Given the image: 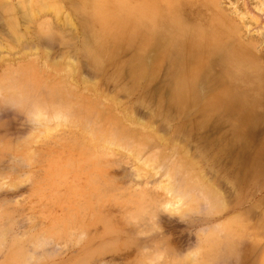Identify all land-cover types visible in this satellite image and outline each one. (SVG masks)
<instances>
[{
	"label": "rangeland",
	"instance_id": "rangeland-1",
	"mask_svg": "<svg viewBox=\"0 0 264 264\" xmlns=\"http://www.w3.org/2000/svg\"><path fill=\"white\" fill-rule=\"evenodd\" d=\"M35 1L0 0V264H264V0L100 36Z\"/></svg>",
	"mask_w": 264,
	"mask_h": 264
},
{
	"label": "bare ground",
	"instance_id": "bare-ground-1",
	"mask_svg": "<svg viewBox=\"0 0 264 264\" xmlns=\"http://www.w3.org/2000/svg\"><path fill=\"white\" fill-rule=\"evenodd\" d=\"M26 6L27 7L25 8L27 9L28 14L30 16L34 17V15L37 14H52L54 15V17H56L57 21L60 22V24L62 23L64 26L67 27L68 26L74 27L73 15L70 16L69 13H67L68 11L65 7L66 5L61 3L60 0H36L35 2H30V4ZM82 8L87 9L91 12L90 16L92 19V24L94 26L93 29L95 30V35L98 36L102 35V33L112 30L113 32L116 33L118 29H120L123 32L127 31L130 34L138 33V32L145 34V33H153L155 31L154 28L148 30L147 29L138 30L139 29L138 26H133L132 28L129 24L130 22H128L127 19H123L125 18V16H122L121 14L120 15L114 14L113 10H115V8L111 5L109 0H82ZM106 9L109 10V13H106ZM66 16L67 18L64 19V17Z\"/></svg>",
	"mask_w": 264,
	"mask_h": 264
},
{
	"label": "clouds",
	"instance_id": "clouds-1",
	"mask_svg": "<svg viewBox=\"0 0 264 264\" xmlns=\"http://www.w3.org/2000/svg\"><path fill=\"white\" fill-rule=\"evenodd\" d=\"M181 222H183V220H181ZM193 259H195V256L193 257Z\"/></svg>",
	"mask_w": 264,
	"mask_h": 264
}]
</instances>
